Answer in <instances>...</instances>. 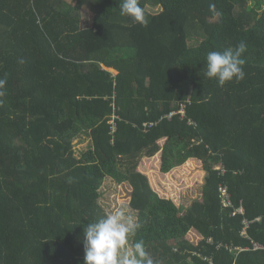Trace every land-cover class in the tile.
<instances>
[{
  "label": "trees",
  "instance_id": "obj_1",
  "mask_svg": "<svg viewBox=\"0 0 264 264\" xmlns=\"http://www.w3.org/2000/svg\"><path fill=\"white\" fill-rule=\"evenodd\" d=\"M118 3L0 0V264H83L106 177L130 186L131 246L154 264H264V0H140L147 26ZM240 42L244 78H207V52ZM153 157L203 171L200 199L162 196L138 168Z\"/></svg>",
  "mask_w": 264,
  "mask_h": 264
},
{
  "label": "clouds",
  "instance_id": "obj_2",
  "mask_svg": "<svg viewBox=\"0 0 264 264\" xmlns=\"http://www.w3.org/2000/svg\"><path fill=\"white\" fill-rule=\"evenodd\" d=\"M118 6L122 16L147 26L148 20L140 0H119ZM245 51L246 45L240 42L235 48L207 52L204 75L215 79L220 86L233 80H242L245 76L242 54ZM5 83L6 81L0 80V89H3ZM3 94L0 91V96ZM140 227L125 208H118L87 223L83 227V264H154L143 241H136L128 248L130 237H134Z\"/></svg>",
  "mask_w": 264,
  "mask_h": 264
},
{
  "label": "rangeland",
  "instance_id": "obj_3",
  "mask_svg": "<svg viewBox=\"0 0 264 264\" xmlns=\"http://www.w3.org/2000/svg\"><path fill=\"white\" fill-rule=\"evenodd\" d=\"M146 10L155 13L160 10V6L148 5ZM91 21L92 11L84 6L81 10V27L90 26ZM90 145V138L84 133L73 141V148L77 155ZM153 159L154 157L146 161L148 163L145 165L146 159L143 158L140 160L141 163L138 168L147 172L151 185L158 188L162 196L172 198L180 207L188 206L193 199H200L203 171L198 168H191V164H182L167 173H160L155 163L157 158ZM99 191V203L107 214L118 208H125L136 219V212L128 204L130 186L127 183L118 184L111 178L106 177ZM187 238L189 240L196 239L194 234H188ZM128 248H131V238L129 239Z\"/></svg>",
  "mask_w": 264,
  "mask_h": 264
},
{
  "label": "built area",
  "instance_id": "obj_4",
  "mask_svg": "<svg viewBox=\"0 0 264 264\" xmlns=\"http://www.w3.org/2000/svg\"><path fill=\"white\" fill-rule=\"evenodd\" d=\"M175 114H181L182 116H184L185 114V105L184 104H180L179 108L175 111H170L169 113L165 114L162 118H167L170 119L173 115ZM160 118V120L162 119ZM189 123L195 125V123L193 121H189ZM155 122H145L143 123V126L145 129L155 125ZM218 191H219V198H220V203L222 205V207H229L232 205L231 200H230V195L229 192L227 190V186L226 185H220L218 187ZM238 212H242L243 209L242 207L237 208ZM259 219V218H257ZM247 226V221L244 220V228L242 230V234H245V228ZM209 241H211V239H209ZM259 246L257 244L254 243V247L253 248H258Z\"/></svg>",
  "mask_w": 264,
  "mask_h": 264
},
{
  "label": "crops",
  "instance_id": "obj_5",
  "mask_svg": "<svg viewBox=\"0 0 264 264\" xmlns=\"http://www.w3.org/2000/svg\"><path fill=\"white\" fill-rule=\"evenodd\" d=\"M142 167H143V166H142ZM174 168H175V167H174ZM172 169H173V168H172ZM172 169H171V170H172Z\"/></svg>",
  "mask_w": 264,
  "mask_h": 264
}]
</instances>
